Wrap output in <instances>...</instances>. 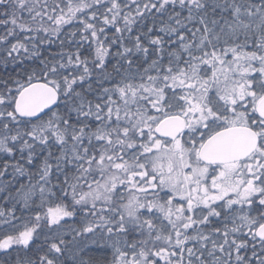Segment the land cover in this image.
Listing matches in <instances>:
<instances>
[{
    "label": "snow or ice",
    "instance_id": "snow-or-ice-1",
    "mask_svg": "<svg viewBox=\"0 0 264 264\" xmlns=\"http://www.w3.org/2000/svg\"><path fill=\"white\" fill-rule=\"evenodd\" d=\"M0 264H264V0H0Z\"/></svg>",
    "mask_w": 264,
    "mask_h": 264
},
{
    "label": "trees",
    "instance_id": "trees-1",
    "mask_svg": "<svg viewBox=\"0 0 264 264\" xmlns=\"http://www.w3.org/2000/svg\"><path fill=\"white\" fill-rule=\"evenodd\" d=\"M55 47V46H54Z\"/></svg>",
    "mask_w": 264,
    "mask_h": 264
}]
</instances>
